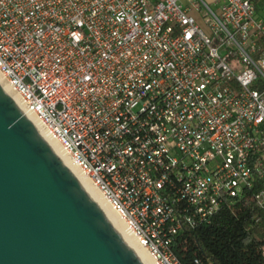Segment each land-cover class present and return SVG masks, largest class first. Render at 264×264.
<instances>
[{
	"label": "built area",
	"instance_id": "obj_1",
	"mask_svg": "<svg viewBox=\"0 0 264 264\" xmlns=\"http://www.w3.org/2000/svg\"><path fill=\"white\" fill-rule=\"evenodd\" d=\"M210 1L0 0V71L154 264L264 208V0Z\"/></svg>",
	"mask_w": 264,
	"mask_h": 264
},
{
	"label": "water",
	"instance_id": "obj_2",
	"mask_svg": "<svg viewBox=\"0 0 264 264\" xmlns=\"http://www.w3.org/2000/svg\"><path fill=\"white\" fill-rule=\"evenodd\" d=\"M0 264H142L1 86Z\"/></svg>",
	"mask_w": 264,
	"mask_h": 264
},
{
	"label": "trees",
	"instance_id": "obj_3",
	"mask_svg": "<svg viewBox=\"0 0 264 264\" xmlns=\"http://www.w3.org/2000/svg\"><path fill=\"white\" fill-rule=\"evenodd\" d=\"M246 189L211 221L184 225L173 236L177 264H264V208Z\"/></svg>",
	"mask_w": 264,
	"mask_h": 264
},
{
	"label": "bare ground",
	"instance_id": "obj_4",
	"mask_svg": "<svg viewBox=\"0 0 264 264\" xmlns=\"http://www.w3.org/2000/svg\"><path fill=\"white\" fill-rule=\"evenodd\" d=\"M0 86L9 95L13 102L20 108L22 113L27 117L30 123L34 126L40 136L49 144L55 154L61 159L66 167L72 172L75 178L80 183L81 187L88 193L93 201L98 205L104 213L107 220L113 225L116 231L121 235L133 252L137 255L142 264H154L151 256L144 247L138 244L135 237L117 214V212L110 206L106 198L95 186L91 179L83 172L78 165L72 160L70 155L62 148L60 143L49 134L48 130L36 114L27 108L17 92V90L10 84L6 76L0 71Z\"/></svg>",
	"mask_w": 264,
	"mask_h": 264
},
{
	"label": "rangeland",
	"instance_id": "obj_5",
	"mask_svg": "<svg viewBox=\"0 0 264 264\" xmlns=\"http://www.w3.org/2000/svg\"><path fill=\"white\" fill-rule=\"evenodd\" d=\"M207 1L209 2V4L211 5L212 8H214L216 6V4L215 3H212L210 0H207ZM193 14L195 15L196 21L205 30L206 28H205V25L203 23L204 22L203 21V17L201 15H198V13L197 14L193 13Z\"/></svg>",
	"mask_w": 264,
	"mask_h": 264
}]
</instances>
